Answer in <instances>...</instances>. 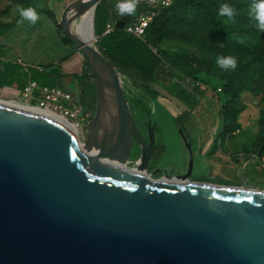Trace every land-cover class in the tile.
<instances>
[{
  "label": "water",
  "instance_id": "water-1",
  "mask_svg": "<svg viewBox=\"0 0 264 264\" xmlns=\"http://www.w3.org/2000/svg\"><path fill=\"white\" fill-rule=\"evenodd\" d=\"M99 2L74 0L58 21L93 77L81 144L53 121L0 103V264H264V190L144 177L153 126L144 138L119 72L72 29ZM133 136L139 157L128 168Z\"/></svg>",
  "mask_w": 264,
  "mask_h": 264
},
{
  "label": "rangeland",
  "instance_id": "rangeland-1",
  "mask_svg": "<svg viewBox=\"0 0 264 264\" xmlns=\"http://www.w3.org/2000/svg\"><path fill=\"white\" fill-rule=\"evenodd\" d=\"M68 1L70 0H51L50 3H54L50 7L52 13L47 9V0H0V22L13 24L11 29L0 38V59L16 61L19 57L24 63L32 66L37 62L41 65L53 63L57 66L65 64L64 62L75 55V60L71 65V74L76 73L77 75L70 82L65 81L64 86L66 91L71 93L74 102L79 104L83 110L91 113L95 92L90 68L83 54L67 41L58 26L60 9ZM208 1L215 8H220L222 4L227 3L236 9L234 21L220 17L226 26L228 35L242 45V53L238 54L235 51L224 49L203 30L180 28L175 34L178 37L181 34L184 39H168L160 45L165 74L150 84L151 89L158 93L157 97L152 101L149 98H143L144 101H141L138 96L134 95V98L129 97L127 101L133 118L141 129H144V123L148 120L155 126L154 146H160L164 150L163 159L167 163L175 161L185 151V145L178 131L181 130L182 119L198 104L200 96L194 93L195 82L205 84L207 91L216 89L217 92L213 94V97L217 94L219 96L217 95L218 98L214 100L213 110L215 111H219V107L228 97L221 93V88L227 82L233 90L237 91L234 97L235 110L240 111L245 108L251 110L252 113L242 119V121L249 120L250 127L238 125L234 131L237 132V129L241 128V133L226 139V146H234L229 157L211 158L207 154L195 156L193 178L214 185L264 190V151L260 152L263 127L260 130L256 129L255 122V119L260 117V113L264 112V32L258 31L256 22L250 14V8L255 0ZM27 6L35 7L41 14V19L35 25L18 26V8ZM92 31L90 42L98 48V36L94 25ZM240 39L243 43L239 42ZM219 55L236 56L238 65L241 62L252 61L248 68L239 75L242 82L238 84L230 80V74L237 68L234 71H225L216 65L215 60ZM62 70L61 67L60 71ZM120 77L124 88L137 89L128 78L122 75ZM37 92L35 91L34 94L36 95ZM20 98L18 92H6L0 89V100L2 101L22 104ZM205 100L208 101L206 98ZM59 103L67 105L62 100ZM148 106L149 112L147 111ZM195 119L197 122L214 121L211 115L204 118L197 116ZM215 121H218L220 125L210 132L214 134L211 143L213 145L210 144V146H225L224 142L222 143L223 135L220 134L222 117L221 120L215 119ZM85 135L86 132L78 136L79 144ZM202 139L206 141V136L204 135ZM132 146L134 150L136 145ZM250 146L257 147L254 149ZM243 147L252 151L256 157L250 154L240 155Z\"/></svg>",
  "mask_w": 264,
  "mask_h": 264
},
{
  "label": "trees",
  "instance_id": "trees-1",
  "mask_svg": "<svg viewBox=\"0 0 264 264\" xmlns=\"http://www.w3.org/2000/svg\"><path fill=\"white\" fill-rule=\"evenodd\" d=\"M106 0H100L94 11V30L98 36L97 46L100 53L106 58L108 63L126 78L136 77L138 83L135 87L141 92L136 95L144 101L143 98L154 100L158 93L152 90L150 84L160 77L164 76L162 63V52L160 45L168 39H184L180 34H175L180 28H189L191 30H203L207 32L212 39L217 41L224 49L242 53V45L232 39L226 32V26L218 15L219 8H215L208 0H173L171 7L159 8L151 18L150 23L144 30L143 38H136L125 32L123 28H113L112 31L102 34L99 29V22L104 21ZM50 12L52 10L48 9ZM144 10V6L139 3L135 15ZM53 13V12H52ZM135 15L129 16L130 19ZM130 21V20H129ZM128 21V22H129ZM12 23L0 22V36L8 32ZM68 41V40H67ZM69 42V41H68ZM251 60L239 63L237 70L230 75V80L236 83L242 82L240 73L246 70ZM14 67H5L0 72V86H10L14 82L12 76ZM33 81L39 85L53 86L57 83L60 75L57 68L43 74L37 71H31ZM228 80V82H231ZM21 87V86H19ZM194 93L201 96L203 93L197 87H193ZM216 90V89H215ZM95 92V89H94ZM221 93L228 95L225 102L219 107V114L222 117L221 135L231 133L238 128V115L242 111H236L234 106V97L237 91L233 90L227 82L221 88ZM134 98L135 96H127ZM92 112H94L95 100L92 102ZM150 110L149 106L147 108ZM84 111H86L84 109ZM132 113V112H131ZM133 115V114H132ZM259 130L263 127L262 142L260 152L264 151V112L260 113ZM183 135L186 137L184 129L181 127Z\"/></svg>",
  "mask_w": 264,
  "mask_h": 264
},
{
  "label": "crops",
  "instance_id": "crops-1",
  "mask_svg": "<svg viewBox=\"0 0 264 264\" xmlns=\"http://www.w3.org/2000/svg\"><path fill=\"white\" fill-rule=\"evenodd\" d=\"M72 0L66 2L62 8L60 9V13L63 11V9L65 8L66 5H68ZM51 0H47V9H50V7L52 5H54V3H50ZM53 2V1H52ZM118 0H106L105 2V12H104V21L103 22H99V29H102V34L105 33V25L107 22H109L110 20L116 18L117 20L121 18V16H116L117 14V10L115 5L117 4ZM50 3V5H49ZM51 10V9H50ZM144 10H145V6H144ZM137 16V15H136ZM136 18V17H135ZM134 17H132L130 19L134 20ZM116 20V21H117ZM4 35V34H3ZM2 35V36H3ZM0 36V38L2 37ZM75 55H72L66 62H64L65 64L63 65H54L53 63H47L44 65L41 64H37L39 62H37L36 64H34V66L32 65H28L26 63H24L23 60H21V58H19L21 60V62H19L17 59L16 61L14 60H9V61H5L3 59H0V72L3 71L5 69V67H14V73L12 76V80L14 81L12 83V85L7 86H0V89L5 90L6 92H11V91H15L20 93L21 90L23 89V87L25 86V84L29 81L32 80L31 77V71H37L38 73H47L50 70H53L54 68H57L58 72H59V79L57 81V83L53 86H57V87H61L65 90H67L64 86L65 81L70 82L72 80V78L75 77V75H77L76 73L71 74L72 72V63L73 60H75ZM2 63V64H1ZM38 67H41L42 70H39ZM61 67L63 68L62 71ZM125 78V77H124ZM130 81H132V83H138L139 79H137L136 77H131L128 78ZM36 82V81H35ZM64 82V83H62ZM21 86V87H19ZM199 91H201L199 88H197ZM204 93L201 94L198 104L193 108V110L189 111V114L182 119V121L180 122L181 127L184 129V131L186 132V134L188 135V137L191 139V149H192V153L193 156L197 157L198 155H202V154H207L208 156H210L211 158L216 157H221L223 159L229 157L232 153V148L234 146H226V141L232 137L235 136L239 133H241V128L237 129L236 131H233L231 133H226L223 134V139H222V143L224 142L225 146H210V144L212 143V138L214 136V134H210V132H212L213 130H215V127H218L220 124L218 123V121H215V119H220L221 120V116L219 114V111H215L213 110L214 108V100L215 98L217 99L218 96L215 95L213 97V94H215L217 91L216 90H210V91H202ZM206 99H208V101L206 102ZM204 103V105H203ZM189 110V109H187ZM251 110L249 108H245L241 111V113H239L238 115V119H237V123L239 124V126L241 125L242 127H250V121L245 119L244 121H242V119L244 118V116L251 114ZM211 115L213 118V122H210L209 120L207 121H200L197 122L196 121V117L200 116V118H204L205 116ZM206 119V118H205ZM259 117L255 119L256 122V129H259ZM240 126V127H241ZM199 131V132H198ZM256 132H258V130H256ZM204 135L206 136V141L203 140L202 138H204ZM256 135V133H255ZM255 135L253 137H255ZM227 139V140H226ZM193 145V146H192ZM213 145V144H211ZM235 147H239V146H235ZM251 148L254 147V149H256L257 146H250ZM242 150L244 151H240V155H244V154H250L251 156L256 157V155L254 153H252V151H248V149L246 148H242Z\"/></svg>",
  "mask_w": 264,
  "mask_h": 264
},
{
  "label": "built area",
  "instance_id": "built-area-1",
  "mask_svg": "<svg viewBox=\"0 0 264 264\" xmlns=\"http://www.w3.org/2000/svg\"><path fill=\"white\" fill-rule=\"evenodd\" d=\"M140 4L145 6V10L140 12L134 20L127 22L123 26L125 32L136 38H143L144 30L150 23L156 9L166 8L163 6L164 0H140ZM116 16H120L118 12ZM116 20L117 19L114 18L106 23L105 33L112 31ZM17 60L21 62L19 58ZM38 69L42 70L41 67H38ZM195 86L201 91L207 90V86L202 82H195ZM35 91H38L36 95L34 94ZM123 91L127 96L141 94L138 89H132L129 87L127 89L123 87ZM20 97L22 103L25 105L42 110L53 111L74 122L75 126L81 130L82 135L84 132H87V129L90 126L92 114L84 111L79 104L74 102L71 93L61 87L39 85L37 82L29 80L21 90ZM61 100L66 102L67 105L59 103ZM151 111L153 112V107L151 108Z\"/></svg>",
  "mask_w": 264,
  "mask_h": 264
},
{
  "label": "flooded vegetation",
  "instance_id": "flooded-vegetation-1",
  "mask_svg": "<svg viewBox=\"0 0 264 264\" xmlns=\"http://www.w3.org/2000/svg\"><path fill=\"white\" fill-rule=\"evenodd\" d=\"M136 122L139 130L141 127ZM148 121L144 123V129H141V133L144 138H147L146 126ZM152 124V122H151ZM153 130H154V125ZM143 130V131H142ZM186 133V132H185ZM186 139L191 143V139L186 134ZM134 150L131 147V154L129 156L128 168L136 167L135 161L139 157V146L136 139L133 136ZM185 147V151L182 156H179L175 161L165 162L163 159L164 150L160 146H153L146 166L142 169L144 177L151 182L163 183V184H182L192 182H203L200 179L193 178L194 173V156L192 159V165H190L189 152ZM192 151V149H191ZM193 154V153H192Z\"/></svg>",
  "mask_w": 264,
  "mask_h": 264
},
{
  "label": "clouds",
  "instance_id": "clouds-1",
  "mask_svg": "<svg viewBox=\"0 0 264 264\" xmlns=\"http://www.w3.org/2000/svg\"><path fill=\"white\" fill-rule=\"evenodd\" d=\"M140 0H118L115 5L117 12L122 17L124 15H135ZM173 0H164V7H171ZM236 9L230 4H222L218 10V15L226 17L227 20H233ZM252 19L256 22L259 32H264V0H255L250 8ZM41 19V14L33 6L19 7L17 25L24 26L35 25ZM239 42L243 43L240 39ZM215 63L218 67L225 71H234L238 67V59L234 55H219L216 57Z\"/></svg>",
  "mask_w": 264,
  "mask_h": 264
},
{
  "label": "bare ground",
  "instance_id": "bare-ground-1",
  "mask_svg": "<svg viewBox=\"0 0 264 264\" xmlns=\"http://www.w3.org/2000/svg\"><path fill=\"white\" fill-rule=\"evenodd\" d=\"M91 22H93L92 9L81 11L75 16L73 20V23H72L73 30L77 33V35L80 38L90 41L91 40L90 36H91V33L93 32L92 31L93 26H91ZM94 39H95V36H94ZM0 103L41 115L44 118H47L53 121L57 126L61 127L69 134L73 135L77 140H78V136L82 135L81 130L75 126L74 122L58 115L57 113L53 111L42 110V109L30 107L28 105H22L23 103L17 104L14 102L2 101V100H0ZM239 188L244 189V190H252V189H248L244 187H239ZM252 191H256V190H252ZM256 192H260V191H256Z\"/></svg>",
  "mask_w": 264,
  "mask_h": 264
}]
</instances>
